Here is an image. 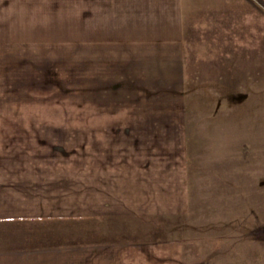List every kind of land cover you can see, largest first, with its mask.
I'll return each mask as SVG.
<instances>
[{
	"label": "rangeland",
	"instance_id": "obj_1",
	"mask_svg": "<svg viewBox=\"0 0 264 264\" xmlns=\"http://www.w3.org/2000/svg\"><path fill=\"white\" fill-rule=\"evenodd\" d=\"M202 1L222 15L190 42L182 106L142 114L169 126L158 137L186 145L156 173L122 153L135 133L121 126L139 121L126 114L139 100L112 92L111 67L90 51L89 0H52L50 9L34 0L30 32L8 34L28 47L2 68L0 89L14 95L0 100V123L49 128L27 145L59 156L65 170L67 210H75L66 247L177 241L181 264H264V0ZM57 9L65 12L59 35L44 23Z\"/></svg>",
	"mask_w": 264,
	"mask_h": 264
},
{
	"label": "crops",
	"instance_id": "obj_2",
	"mask_svg": "<svg viewBox=\"0 0 264 264\" xmlns=\"http://www.w3.org/2000/svg\"><path fill=\"white\" fill-rule=\"evenodd\" d=\"M40 1L50 9L48 3L52 0ZM89 2L90 51L100 53L99 66L111 67L112 92L121 93L124 99L139 100L136 109L126 112L136 115L139 121H133L131 116L130 122L121 126L123 131L135 133L136 138L130 135L132 143L122 153L136 157L148 172L161 171L158 164L163 160L170 162L165 167L170 170L178 147L186 145L183 140L178 144L158 137V131L171 130L169 126L142 122V114L177 113L172 110L182 106L179 100L185 98L187 52L194 49L190 42L195 35L205 34L207 19L222 14L209 13L202 0ZM34 11V0H0L1 84L8 72L2 69L4 64L22 47H28L13 43L8 34H28ZM56 12L52 17L48 15L44 23L51 30L58 28L59 35L63 33L60 29L64 30L65 12ZM3 27L6 36L2 35ZM111 50L112 58L106 53L105 58L101 57V52ZM91 80L94 83V76ZM11 83H15L16 90L17 80ZM11 95L14 93L0 89V100L11 99ZM149 108L157 111L150 112ZM44 127L0 123V131L9 132L0 138V264H181L183 248L177 241L66 247L65 222L75 210H67L65 170L60 168L59 156H50L43 148L35 152L33 146L27 145L33 142L32 132L49 129ZM108 129L106 125L103 130Z\"/></svg>",
	"mask_w": 264,
	"mask_h": 264
}]
</instances>
